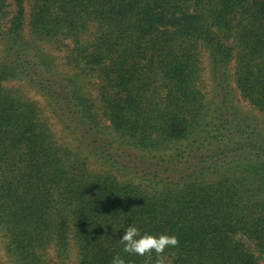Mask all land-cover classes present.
Segmentation results:
<instances>
[{
	"label": "trees",
	"instance_id": "trees-1",
	"mask_svg": "<svg viewBox=\"0 0 264 264\" xmlns=\"http://www.w3.org/2000/svg\"><path fill=\"white\" fill-rule=\"evenodd\" d=\"M235 89L264 112V0H0V264H156L129 224L178 237L165 264H261L264 128Z\"/></svg>",
	"mask_w": 264,
	"mask_h": 264
},
{
	"label": "clouds",
	"instance_id": "clouds-1",
	"mask_svg": "<svg viewBox=\"0 0 264 264\" xmlns=\"http://www.w3.org/2000/svg\"><path fill=\"white\" fill-rule=\"evenodd\" d=\"M105 231H107V225ZM113 227V234L115 228ZM119 241L123 245V251L128 254L145 256L155 252L157 254L156 264H165V259L161 255L165 249L178 244V237L167 232L151 233L141 232L135 224H129L123 228V233L119 235ZM111 264H131V261L117 254L113 257Z\"/></svg>",
	"mask_w": 264,
	"mask_h": 264
},
{
	"label": "rangeland",
	"instance_id": "rangeland-1",
	"mask_svg": "<svg viewBox=\"0 0 264 264\" xmlns=\"http://www.w3.org/2000/svg\"><path fill=\"white\" fill-rule=\"evenodd\" d=\"M58 56L60 58L59 63H62L63 60L61 58H62L63 54H59ZM206 64H207V68H206L207 69L206 70L207 78L205 80H207L209 85H211L212 81H208V79L210 80V77H209L210 70L208 67V65H209L208 60L206 61ZM16 84H17V86L20 85L19 83H16ZM234 93L236 94V98L238 100L237 104L239 105L240 110L244 114L249 115L250 118H252L253 120H256L258 122L259 126L263 129L264 128V112H259L258 110L254 109L252 106H250L248 104V102L242 100L240 98L239 92L236 91V89H235ZM25 96H27L28 98H31L32 100H35L39 103L40 107L43 108V110L45 111L44 112L45 116L47 118H51V122L55 126L54 131H56L57 136L62 138L64 143L72 144L73 143L72 137L68 136L66 133L63 132L62 126L52 116V113L50 111V108L47 105L45 98L38 93H29V94H25ZM51 253H53V251H51ZM71 260L74 264H76V257L75 256ZM6 264H8V263L6 262ZM261 264H264V258L262 259Z\"/></svg>",
	"mask_w": 264,
	"mask_h": 264
}]
</instances>
